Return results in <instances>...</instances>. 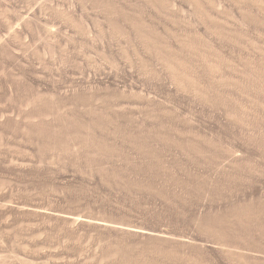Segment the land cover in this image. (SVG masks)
<instances>
[{
  "label": "rangeland",
  "instance_id": "1",
  "mask_svg": "<svg viewBox=\"0 0 264 264\" xmlns=\"http://www.w3.org/2000/svg\"><path fill=\"white\" fill-rule=\"evenodd\" d=\"M0 264H264V0H0Z\"/></svg>",
  "mask_w": 264,
  "mask_h": 264
}]
</instances>
